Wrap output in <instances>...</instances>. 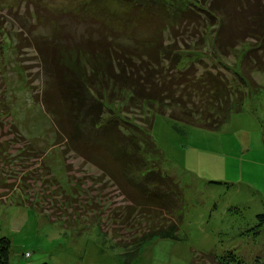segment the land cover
<instances>
[{
  "label": "rangeland",
  "instance_id": "rangeland-1",
  "mask_svg": "<svg viewBox=\"0 0 264 264\" xmlns=\"http://www.w3.org/2000/svg\"><path fill=\"white\" fill-rule=\"evenodd\" d=\"M87 1L86 14L131 30L125 0H0V238L11 242L10 264H210L200 254L231 250L263 261L264 228L254 226L264 213V73L252 74L259 92L219 130L155 115L161 156L145 159L175 181L182 221L178 238L136 248L130 240L151 224L135 221L136 210L124 215L126 194L82 157L83 139L66 141L73 124L55 121L43 101L64 46L98 26L73 15Z\"/></svg>",
  "mask_w": 264,
  "mask_h": 264
},
{
  "label": "trees",
  "instance_id": "trees-1",
  "mask_svg": "<svg viewBox=\"0 0 264 264\" xmlns=\"http://www.w3.org/2000/svg\"><path fill=\"white\" fill-rule=\"evenodd\" d=\"M125 1L128 33L103 22L101 12L86 14L88 1L73 11L78 21L98 26L64 46L43 101L55 121L73 124L66 141L83 139L82 157L126 194L133 207L124 215L136 210L135 221L151 224L133 234L139 248L154 237L178 238L182 221L175 181L145 159L161 156L151 138L155 115L219 130L244 110L247 96L260 90L252 74L264 73V0ZM256 221L254 228H264V213ZM10 250V240L0 238V264H10ZM200 255L210 264H264L259 257L247 263L233 250Z\"/></svg>",
  "mask_w": 264,
  "mask_h": 264
}]
</instances>
